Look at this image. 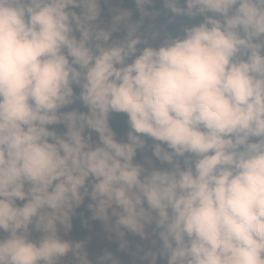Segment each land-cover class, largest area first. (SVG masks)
Listing matches in <instances>:
<instances>
[{"label":"clouds","instance_id":"obj_1","mask_svg":"<svg viewBox=\"0 0 264 264\" xmlns=\"http://www.w3.org/2000/svg\"><path fill=\"white\" fill-rule=\"evenodd\" d=\"M155 2L0 0V264H119L70 237L86 198L148 264H264V0H161L199 22L154 45Z\"/></svg>","mask_w":264,"mask_h":264},{"label":"rangeland","instance_id":"obj_2","mask_svg":"<svg viewBox=\"0 0 264 264\" xmlns=\"http://www.w3.org/2000/svg\"><path fill=\"white\" fill-rule=\"evenodd\" d=\"M129 3L130 0H128ZM129 6V5H128ZM101 7L103 9L102 13H105L111 18L113 14L114 9H118L116 6H112L111 4H101ZM130 7V6H129ZM164 11V16H158L156 13L155 16L161 21L159 23L157 22H152L151 25L149 26V33L152 34L153 32H158V31H164L168 32L167 29L169 28L170 24L172 23L173 20H177L179 24H184L185 22H191V20L187 17H174L173 14L167 10L166 8H162ZM166 13V14H165ZM101 18L104 20L102 14ZM100 18V19H101ZM188 26V25H187ZM170 33V32H169ZM172 35V34H171ZM174 36V35H172ZM163 38L157 37L156 39H149V42L151 44H159L162 41ZM59 130L61 129V126H58ZM128 131V130H127ZM122 132L120 135V138L126 137V133ZM150 151V149H149ZM144 153H140L138 156V159H142ZM151 153L147 154L150 155ZM85 200H89L86 198ZM96 224H93L92 228L87 232V235L85 237L79 238V236L73 234L72 232L69 234L72 239L75 240H85L86 241V248L89 254V258L92 259L93 261L96 260L97 255L101 253L103 247L107 244H112L115 242H121V239L117 236V234L113 231H109L108 228L101 222H93ZM147 231L150 233L151 232V227L147 229ZM39 234L34 233V237L38 238ZM125 241H127V246H128V252L125 257H122L123 259L119 260V264H148V261L146 259H143L144 254L148 251H155L159 247V241L156 240V237L154 236H149V238H141L139 235L128 233L125 230V236L123 238ZM156 241L153 243V241ZM95 255V256H94ZM158 264H166V260L164 259H158Z\"/></svg>","mask_w":264,"mask_h":264},{"label":"trees","instance_id":"obj_3","mask_svg":"<svg viewBox=\"0 0 264 264\" xmlns=\"http://www.w3.org/2000/svg\"><path fill=\"white\" fill-rule=\"evenodd\" d=\"M130 2L131 3H129L128 0H111L110 4L112 6H116L118 9H122V8L131 9V10H133V19L134 20L140 19V13L138 11H136V6L133 3V0H130ZM146 7L149 8L150 12L158 13L157 14L158 16H164V12H163L164 10L161 9L164 6L161 3V0H156V2L154 4H152L150 6H146ZM102 16H103L104 20L101 17L100 18L102 21H104L105 25L110 23L111 18H109V16L107 14L102 13ZM160 21H161V19L157 18L155 15H149V16L144 17L143 25L141 28V31H142L144 37H147L148 39H150L151 34H148L149 33L148 32L149 26L151 25L152 22L159 23ZM196 22H199V21L198 20H191L190 23L187 21L184 24H179L177 22V20H173L172 23L170 24L169 28L167 29L168 32L158 31V33H159L158 37L164 38L165 36L171 35V34L174 36L181 35L183 28L185 26L191 25L192 23H196ZM115 35H119V34H115ZM110 122H111L113 129L117 132L118 138H120V135L122 132H125L128 130L127 117L123 114H114L111 117ZM62 129H63V126H62ZM148 143L151 144L152 142L148 141ZM149 153H150L149 150L144 152L145 155H147ZM138 156H142V155L138 154ZM90 202H91L90 200H85L84 204L79 209H77V216L73 220L72 233L79 236L80 239H81V237H80L81 235H82V237H85L87 235V232L93 226V224H96L93 222L98 221V220L90 219L91 213L87 208V204ZM120 244H121V242H115L112 244H107L103 247L101 253L104 254L106 251L110 252V253H112L113 257L116 260H119L120 258L125 257L127 252H128V246L126 245V247L122 249L120 247ZM97 256H100V254Z\"/></svg>","mask_w":264,"mask_h":264},{"label":"bare ground","instance_id":"obj_4","mask_svg":"<svg viewBox=\"0 0 264 264\" xmlns=\"http://www.w3.org/2000/svg\"><path fill=\"white\" fill-rule=\"evenodd\" d=\"M81 236H82V235H81ZM124 256H125V255H124ZM121 259H123V258H120L119 260H121ZM119 260H118V261H119Z\"/></svg>","mask_w":264,"mask_h":264}]
</instances>
